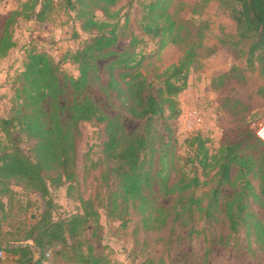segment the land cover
<instances>
[{
  "label": "trees",
  "instance_id": "16d2710c",
  "mask_svg": "<svg viewBox=\"0 0 264 264\" xmlns=\"http://www.w3.org/2000/svg\"><path fill=\"white\" fill-rule=\"evenodd\" d=\"M121 1L28 0L4 24L0 59L16 47L17 20L35 16L45 22L54 2L74 14L87 38L64 57L77 76L62 78L54 55L29 49L10 115L0 118V253L7 254L0 264H45L49 257L59 264H122L112 263L87 235L103 212L123 229L132 228L142 252L149 250L145 264H166L174 250L196 240L206 243L207 257L217 248L245 245L264 260V220L258 213L264 210V167L248 153L251 141L264 142L247 131L212 152L209 139L196 132L185 141L186 157L177 167L172 122L180 116L177 98L188 86L200 42L183 37L171 13L173 0H149L141 3L138 18L143 39L131 32L129 44L117 50L123 27L115 8ZM227 6L240 39L250 42L248 61L259 62L264 79V0H227ZM145 39L153 45L149 53L138 51ZM171 44L184 45L179 62L145 75V61ZM101 61H106L102 73ZM90 87L112 104L113 113L92 98L62 103L67 88L83 94ZM258 93L264 96V84ZM127 118L139 123L133 132L126 128ZM84 124L96 128L99 143L95 153L91 148L84 155L81 174L78 146ZM14 185L37 194L44 206L36 223H23L12 234L4 233L3 221L4 197L15 195ZM155 187L170 199L168 206L156 205ZM61 188L79 207L55 218L53 191ZM159 247V253L150 252Z\"/></svg>",
  "mask_w": 264,
  "mask_h": 264
},
{
  "label": "rangeland",
  "instance_id": "374dc122",
  "mask_svg": "<svg viewBox=\"0 0 264 264\" xmlns=\"http://www.w3.org/2000/svg\"><path fill=\"white\" fill-rule=\"evenodd\" d=\"M28 0H0V39L6 20L12 12L20 10ZM56 1V0H55ZM149 0H122L115 8L120 13V34L117 50H123L130 41L131 32L143 39L138 26L141 3ZM58 3V2H57ZM55 4L54 11L45 22L33 19L19 18L14 26L16 47L7 57L0 59V118L8 117L15 99L16 89L20 87L18 77L23 71V62L27 51L33 47L56 57L64 75L77 76L74 65L66 60L65 54L79 47L87 36L74 22V14L66 11L64 6ZM40 4L37 7L39 11ZM171 13L182 26V34L189 42H200L188 79L186 90L177 100L180 106V116L172 122L174 130V150L177 167H179L187 152L185 141L194 133L200 132L209 139V148L217 151L228 139H237L242 133L251 131L254 136L264 126V96L258 93L264 84L260 74V64L249 59L250 42L241 40L235 22L230 16L227 0H173ZM98 17L102 15L98 13ZM127 20L129 21L127 23ZM80 33L76 39L74 33ZM153 45L145 39L138 46V51L149 53ZM184 54V45L171 44L159 57H153L144 63L141 69L145 75L152 77L166 68L179 62ZM106 61L99 63L100 71ZM92 98L106 112L113 113L109 103L98 90L90 87L83 94H75L67 88L62 97L64 105L74 101ZM128 132H133L139 123L129 118L125 121ZM162 126V123L159 124ZM82 136L79 140V169L83 173L84 155L92 148V154L98 149L99 141L96 128L84 124L81 127ZM0 135L2 136L1 132ZM252 153L264 167V144L251 141ZM262 182L256 179L255 185L260 189ZM15 195L4 197L6 203V218L3 221L4 233H15L23 223H36L42 212L44 203L37 194L30 193L22 185H14ZM154 199L158 207H166L170 199L165 198L158 187L154 190ZM53 211L55 218L75 213L79 207L74 198L67 196L66 188L53 191ZM36 203L27 210L28 205ZM259 216L264 220V210L258 209ZM94 233V235H92ZM96 249L106 255L112 263L145 264L146 253L142 252L132 235V228L123 229L118 221L110 220L103 212L100 224L87 233ZM10 237V236H8ZM15 237V236H11ZM206 243L196 240L183 244L165 259L166 264H264V260L253 256L244 247L217 248L206 256ZM159 248H151V253H159ZM162 254V253H160ZM4 261L7 254L3 252ZM45 264L56 263L49 257ZM63 264V263H60Z\"/></svg>",
  "mask_w": 264,
  "mask_h": 264
},
{
  "label": "built area",
  "instance_id": "2783aa9c",
  "mask_svg": "<svg viewBox=\"0 0 264 264\" xmlns=\"http://www.w3.org/2000/svg\"><path fill=\"white\" fill-rule=\"evenodd\" d=\"M258 138L264 142V126L257 132ZM0 256H3V253H0Z\"/></svg>",
  "mask_w": 264,
  "mask_h": 264
},
{
  "label": "water",
  "instance_id": "95a60500",
  "mask_svg": "<svg viewBox=\"0 0 264 264\" xmlns=\"http://www.w3.org/2000/svg\"><path fill=\"white\" fill-rule=\"evenodd\" d=\"M33 262H34V261H32V263H33ZM32 263H31V264H32Z\"/></svg>",
  "mask_w": 264,
  "mask_h": 264
}]
</instances>
